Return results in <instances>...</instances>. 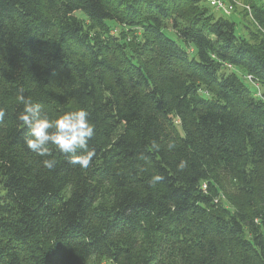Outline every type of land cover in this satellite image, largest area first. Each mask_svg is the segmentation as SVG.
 Segmentation results:
<instances>
[{"label": "trees", "instance_id": "obj_1", "mask_svg": "<svg viewBox=\"0 0 264 264\" xmlns=\"http://www.w3.org/2000/svg\"><path fill=\"white\" fill-rule=\"evenodd\" d=\"M245 2L251 40L204 0H0V264H264V6ZM21 95L89 112L88 168L27 148Z\"/></svg>", "mask_w": 264, "mask_h": 264}, {"label": "clouds", "instance_id": "obj_2", "mask_svg": "<svg viewBox=\"0 0 264 264\" xmlns=\"http://www.w3.org/2000/svg\"><path fill=\"white\" fill-rule=\"evenodd\" d=\"M20 100L23 108L18 115V120L26 127L24 143L27 148L40 157H50L54 145L56 150L65 154L70 165L88 168L94 155L95 149L90 148L89 141L95 134V127L90 121L89 112L84 108L66 111L63 114L50 118L43 110L42 104L25 99L21 95ZM5 116L4 109L0 108V120ZM43 167L53 169L56 165L54 158H45ZM179 168L185 167L181 161ZM163 176L156 174L151 178L152 183L159 182Z\"/></svg>", "mask_w": 264, "mask_h": 264}, {"label": "rangeland", "instance_id": "obj_3", "mask_svg": "<svg viewBox=\"0 0 264 264\" xmlns=\"http://www.w3.org/2000/svg\"><path fill=\"white\" fill-rule=\"evenodd\" d=\"M238 1H239V5H238L239 7L237 8V12L232 14V18L234 20H236V22H237V31L240 34L244 35L249 40H251V38L254 37L253 34L250 33V31H249L251 24H250L249 20L247 19L246 14L243 10V8H245L243 6V4H247V3L245 2V0H238ZM250 1L253 3L255 2L259 5L264 6V0H250ZM203 6H206V5L203 4ZM45 7H46V5H45ZM51 11L52 10H50V12ZM186 11L187 12H185V15L186 16L190 15V10L186 9ZM119 27H120V25H119ZM136 30H137V32H135V36L131 38V39H133V42H132V46H129V51H131V50L134 51L136 44L138 42L142 41L143 36L141 35V32H140L141 30L139 28H136ZM166 30L169 34H174V31L171 29V25H169V27L166 26ZM134 44H135V46H133ZM233 70L236 71L242 78H245V72L242 69L234 67ZM251 85H252V88L255 90H258L259 94H262L261 96L264 98V86H260V85L254 84V83H252ZM54 89L56 91H58L59 93L61 92L60 85L58 83H54ZM0 178H1V175H0ZM2 191H3V188H2L1 181H0V193H2ZM220 192H221V196L224 198L225 202H229L227 199L232 198V196H233L234 188H233L231 182H228L226 180V178L222 182V189H220ZM147 246H148V243L146 244V247ZM144 249H146V248H142V250H144ZM89 264H117V263L113 262L109 258L94 256L90 260Z\"/></svg>", "mask_w": 264, "mask_h": 264}, {"label": "built area", "instance_id": "obj_4", "mask_svg": "<svg viewBox=\"0 0 264 264\" xmlns=\"http://www.w3.org/2000/svg\"><path fill=\"white\" fill-rule=\"evenodd\" d=\"M212 9L215 11L224 14L225 16H231L238 8L239 1L238 0H204ZM243 6L250 11V6L248 4H243ZM258 87V86H257ZM260 87V86H259ZM257 91V95L262 97V94H259Z\"/></svg>", "mask_w": 264, "mask_h": 264}]
</instances>
